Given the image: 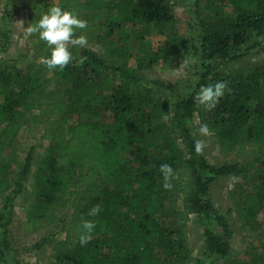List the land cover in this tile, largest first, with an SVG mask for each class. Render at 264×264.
<instances>
[{"label": "trees", "instance_id": "obj_1", "mask_svg": "<svg viewBox=\"0 0 264 264\" xmlns=\"http://www.w3.org/2000/svg\"><path fill=\"white\" fill-rule=\"evenodd\" d=\"M18 3L6 0L0 15V118L10 125L25 112L45 109L32 97L38 65L19 67L16 59L4 55L12 43L11 17ZM69 3L23 1V27L38 53L48 55L47 46L28 34L27 25L49 7ZM193 6L200 71L178 96L163 93L166 82L143 75L153 60L169 69L180 67L185 49L181 20L168 0H110L78 15L88 26L76 35L86 36L88 45L79 46L68 65L54 70L68 84L45 109L37 134L29 131L20 145L23 162L0 206V264H22L12 249L11 227L17 198L28 196L35 139L45 145V160L34 174L35 199L26 210V223L35 231L47 214L63 211L54 229L33 245H51L54 259L37 264H264L263 224H248L254 234L248 258L233 260V231L210 192L215 180L242 170L236 157L244 156L251 144L264 145V63L224 70L245 54L248 48L243 46L251 38L262 34L264 0H193ZM150 39L155 43L145 59L139 43ZM81 57H86L83 64ZM216 81H226L230 91L209 111L196 103L195 95L201 85ZM201 124L219 141L220 153L232 159L212 164L205 148L195 152V128ZM165 163L175 173L168 189L159 170ZM8 172L0 159V174ZM261 191L241 187L238 205L255 216L263 206ZM93 206L101 211L90 216ZM194 217L204 236L203 254L197 258L189 237ZM84 220L96 227L81 245Z\"/></svg>", "mask_w": 264, "mask_h": 264}, {"label": "rangeland", "instance_id": "obj_2", "mask_svg": "<svg viewBox=\"0 0 264 264\" xmlns=\"http://www.w3.org/2000/svg\"><path fill=\"white\" fill-rule=\"evenodd\" d=\"M24 0H19V8L11 17L12 22V43L4 55L16 59L19 67H23L27 62L33 61L38 65V75L34 82L35 88L32 94L33 100L41 103L46 109L53 102L59 91L67 86L62 78L58 77L54 70L44 68L41 58L46 56L37 52L36 43L29 40L25 28V10L21 8ZM110 0H74L73 3L63 6L64 9L74 11L77 15L85 16L94 12L98 7H104ZM6 0H0V15L3 12V6ZM170 6L180 18L179 34L185 44V49L181 53L180 67L169 69L164 67L160 61L153 62L143 70V75L148 80H157L166 82L167 86L163 87V93L171 96H178L183 93L185 88H190L196 75L200 71V61L196 53V36L199 34L197 25V16L194 13L193 0H168ZM151 43L141 42L139 47L144 51L145 59L150 56L155 41L150 39ZM71 46V53L76 54L79 46ZM243 48H248L244 55L231 62L226 71H239L249 69L259 63H264V30L261 35L254 36L247 42ZM130 65L134 66V62ZM116 83H123L131 86L129 81L114 78ZM174 84H178L175 86ZM45 109L32 110L25 112L16 126L10 125L6 119L0 118V159L7 164L8 174H0L3 185L0 187V206L6 196L12 189L14 182L22 165L23 153L20 150L22 141L28 138V132L34 131L37 134L40 123L46 113ZM167 125L170 119H166ZM195 134L198 140L204 144L206 156L210 163L221 164L225 159H232L230 156L225 157L220 153V144L217 138L209 133L202 135L199 132V126L195 128ZM35 145L33 164L26 182L27 198L23 200L20 196L17 198L11 230L14 238L12 249L16 251L15 258L22 264H37L39 262L48 263L53 261V253L50 250L51 245H44L40 249H35L34 244L42 236L52 231L58 222V218L63 213L46 215L41 222L40 227L33 231L30 225L26 223V210L34 201L32 190L35 186L34 174L37 168L45 160L44 143L35 139L31 141ZM260 147V148H259ZM234 160L239 162L242 170L235 174L220 177L211 184L210 192L213 203L222 211L230 224L233 231L232 249L230 257L239 262L248 258L249 244H252L254 234L248 229V224L253 222L262 223L264 226V145L251 144L244 156L236 157ZM247 190L261 191L263 194V206L254 216L249 215L244 208L238 205L237 199L240 188ZM67 216V214H64ZM189 237L194 248V257H201L203 254V227L197 222L195 217L189 223ZM189 264H192L189 263Z\"/></svg>", "mask_w": 264, "mask_h": 264}, {"label": "clouds", "instance_id": "obj_3", "mask_svg": "<svg viewBox=\"0 0 264 264\" xmlns=\"http://www.w3.org/2000/svg\"><path fill=\"white\" fill-rule=\"evenodd\" d=\"M87 21L78 17L74 11H69L59 5L49 7L46 11L39 13L38 17L27 25L28 34H36L38 39L45 42L48 55L41 58V63L48 70L57 68L63 69L73 56L69 50V46H80L85 48L88 45L87 37L84 35H76L77 29H86ZM86 57L80 58L83 64ZM226 91H230L226 81H216L201 85L199 91L195 95L196 103L203 106L206 110H212L216 107L219 100L225 95ZM199 132L202 135H208L210 129L207 124H201ZM204 144L201 140L194 141V150L196 153L203 151ZM160 172L163 176V187L168 189L171 187L170 180L175 173L173 168L165 163L160 165ZM101 211L99 206H93L89 209L88 215L95 216ZM81 234L79 243L86 245L90 239L93 229L96 227L92 221L84 220L81 225Z\"/></svg>", "mask_w": 264, "mask_h": 264}, {"label": "crops", "instance_id": "obj_4", "mask_svg": "<svg viewBox=\"0 0 264 264\" xmlns=\"http://www.w3.org/2000/svg\"><path fill=\"white\" fill-rule=\"evenodd\" d=\"M70 1H74V0H70ZM69 4H71V3H69ZM61 6V5H60ZM62 8H63V6H61ZM33 42H35V40H32ZM36 43V42H35ZM30 62H33V61H29V62H27V63H30Z\"/></svg>", "mask_w": 264, "mask_h": 264}]
</instances>
